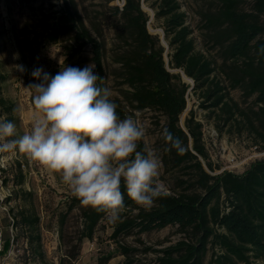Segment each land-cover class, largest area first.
Returning a JSON list of instances; mask_svg holds the SVG:
<instances>
[{"label": "trees", "instance_id": "trees-1", "mask_svg": "<svg viewBox=\"0 0 264 264\" xmlns=\"http://www.w3.org/2000/svg\"><path fill=\"white\" fill-rule=\"evenodd\" d=\"M58 1L62 5L57 19L58 35L73 37L77 44L74 53L91 47L96 75L101 78L97 83L107 87L104 77L108 44L104 31L94 22L88 27L76 0ZM200 1L212 3L201 16V31L212 44L210 51L218 55L212 58L196 50L193 32L178 0H159L155 16L162 23L171 52L169 65L193 81L192 91L199 95L205 110L223 118L224 126L235 125L238 133L250 134L255 148L264 153V0H253L251 13L241 10L239 0ZM112 10L117 17L113 28L117 41L112 52L114 78L120 81L122 95L134 110H158L165 116L166 133L179 137L184 146V151L178 153L169 144L170 158L177 169L190 173L192 183L187 186L189 192L157 198L150 211L138 208L122 185L125 209L113 238L135 229L149 233L177 226L189 238L160 251L156 264H251V259H264V158L253 162L240 175L231 171L209 174L203 162L210 171L214 168L203 144L201 124L190 117L185 130L180 127L191 87L182 81L180 74L167 70L165 48L149 33V17L140 0H124L122 9ZM219 76L228 86L218 80ZM5 81L0 75V84ZM229 90H240L245 100L253 99L252 104L241 107L230 98ZM110 99L117 104V115L123 119L120 101ZM0 101L5 105L4 100ZM6 109L13 111L12 107ZM143 148L139 142L138 150ZM14 179L22 183L23 176ZM14 195L18 199L17 193ZM70 208H77L82 218L79 243L92 241L107 215L81 206L78 198ZM135 210L137 214H133ZM3 223L0 256L7 255L24 237L28 247L23 255L26 263L45 261L39 219L34 211L12 206ZM213 248L218 252L206 263ZM121 249L128 257V250Z\"/></svg>", "mask_w": 264, "mask_h": 264}, {"label": "rangeland", "instance_id": "rangeland-1", "mask_svg": "<svg viewBox=\"0 0 264 264\" xmlns=\"http://www.w3.org/2000/svg\"><path fill=\"white\" fill-rule=\"evenodd\" d=\"M80 12L90 26L94 22L99 30H103L108 44L105 60V77L111 98L120 101L124 116H132L145 129V137L140 143L152 148L160 159V184L165 194L177 195L189 192L187 186L191 180L190 173L174 166L169 155V143L165 139L167 120L158 110H134L122 95L120 81L114 78L116 66L113 64V51L116 48V34L113 30L117 17L112 8H123L124 0H76ZM182 11L187 16V26L192 30L196 50L209 57L216 58L217 52L210 51L211 42L205 37L201 16L211 6V2L200 0H178ZM240 8L246 13L253 10V0H239ZM159 0H140L142 10L149 17L148 31L156 37L165 48L166 68L171 74H180L182 81L189 85L186 95L187 106L180 118V127L185 130L187 120L192 117L202 126L203 144L214 168L210 171L205 162L203 165L211 175L223 171L243 174L250 165L264 158V153L255 148L254 139L248 133H238L234 126L225 125L223 118H217L211 111L202 106V100L193 90L194 83L185 79L179 70L169 65L168 45L165 41L162 23L156 19V8ZM62 9L58 0H0V75L6 81L0 84V119L12 121L17 126V135L30 132L36 112L34 91L29 85L42 81L33 77L32 72L41 68L54 77L64 66L83 69L94 65L90 46L74 53L77 48L73 37L61 36L57 33V25ZM264 20V18H263ZM57 36V39L54 38ZM18 54V58H15ZM22 65L24 71L17 69ZM96 74L95 67L93 68ZM224 86H228L219 76ZM230 98L241 107L252 104L253 99L245 100L240 90H229ZM12 107V112L6 108ZM20 108L21 111L14 112ZM124 117V118H125ZM191 148V143L189 145ZM234 158L235 168L227 162ZM0 159V251L3 244V219L7 217L12 206L24 207L34 211L39 219V233L45 261L40 264H156L160 251L188 239L177 226H169L163 230L140 233L133 230L128 235L113 238L115 227L119 221L111 222L106 216L98 225L92 241L79 243L82 230V218L77 208L71 210L74 199L71 190L61 182L60 176L44 169L38 162L30 160L18 150L15 154H3ZM22 174L23 181L18 183L14 176ZM17 193L18 199L13 194ZM13 196V197H12ZM140 209H144L138 206ZM222 209H226L223 204ZM134 211L133 214H137ZM11 220V215H9ZM10 233L11 230L9 229ZM12 234V233H11ZM24 237L12 246L7 255L0 256V264H28L23 255L27 251ZM128 250V257L122 249ZM218 249H211L208 263ZM251 264H264V259H251ZM39 264V263H29Z\"/></svg>", "mask_w": 264, "mask_h": 264}, {"label": "clouds", "instance_id": "clouds-1", "mask_svg": "<svg viewBox=\"0 0 264 264\" xmlns=\"http://www.w3.org/2000/svg\"><path fill=\"white\" fill-rule=\"evenodd\" d=\"M16 67L24 71L22 65ZM94 67H67L61 61L54 77L35 69L33 77L42 82L28 87L34 91L36 109L31 130L18 136L14 122L0 119V157L18 150L58 174L81 206L104 212L116 222L125 209L122 185L146 211L165 192L158 155L147 145L138 150L145 129L132 116L117 115L111 91L98 85L101 78ZM165 139L178 153L184 151L179 137L167 132Z\"/></svg>", "mask_w": 264, "mask_h": 264}, {"label": "built area", "instance_id": "built-area-1", "mask_svg": "<svg viewBox=\"0 0 264 264\" xmlns=\"http://www.w3.org/2000/svg\"><path fill=\"white\" fill-rule=\"evenodd\" d=\"M227 162L231 165V167L235 168L237 165L235 164V159L234 158H227Z\"/></svg>", "mask_w": 264, "mask_h": 264}, {"label": "water", "instance_id": "water-1", "mask_svg": "<svg viewBox=\"0 0 264 264\" xmlns=\"http://www.w3.org/2000/svg\"><path fill=\"white\" fill-rule=\"evenodd\" d=\"M182 77L185 78V79H188L183 73H182Z\"/></svg>", "mask_w": 264, "mask_h": 264}]
</instances>
